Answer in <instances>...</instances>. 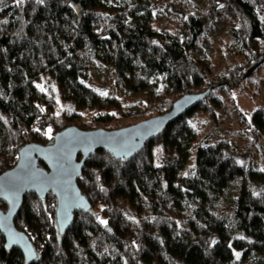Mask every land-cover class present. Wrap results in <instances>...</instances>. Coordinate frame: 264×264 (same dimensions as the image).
Wrapping results in <instances>:
<instances>
[{"label": "trees", "instance_id": "1", "mask_svg": "<svg viewBox=\"0 0 264 264\" xmlns=\"http://www.w3.org/2000/svg\"><path fill=\"white\" fill-rule=\"evenodd\" d=\"M206 1L173 29L156 25L150 0L0 3V173L21 146L49 144L83 112L96 111L89 127L96 128L123 111L116 96L86 84L97 63L112 68L116 86L144 95L145 117L209 89L131 158L114 160L100 149L89 156L77 185L91 208L74 212L63 234L56 197L26 194L14 220L36 257L7 252L0 232V264H264V170L241 161L227 138L199 142L188 119L211 111L210 91L220 84L209 78L211 60L193 56L203 34L218 16L234 15L228 32L241 60L218 73L232 90L264 61V0ZM251 112L242 119L256 140L264 136V103ZM188 160L192 175H181ZM231 182L236 191L227 196Z\"/></svg>", "mask_w": 264, "mask_h": 264}, {"label": "water", "instance_id": "2", "mask_svg": "<svg viewBox=\"0 0 264 264\" xmlns=\"http://www.w3.org/2000/svg\"><path fill=\"white\" fill-rule=\"evenodd\" d=\"M208 93L209 89L182 94L167 111L123 127L80 129L70 124L55 133L49 144L27 142L21 146L15 164L0 173V185L4 186L0 201L6 204L5 209L0 208V232L5 250L17 247L27 262L36 257L32 242L24 231L16 228L14 220L26 194L44 198L52 193L56 197L55 219L57 229L63 234L73 222L74 212L91 208L77 185L89 156L100 149L114 160L131 158L147 141L163 133L168 124L197 106ZM13 184L15 188L10 191Z\"/></svg>", "mask_w": 264, "mask_h": 264}, {"label": "rangeland", "instance_id": "3", "mask_svg": "<svg viewBox=\"0 0 264 264\" xmlns=\"http://www.w3.org/2000/svg\"><path fill=\"white\" fill-rule=\"evenodd\" d=\"M107 6H117L116 0H104ZM153 4V20L161 28H175L180 17L185 16L190 10L207 8L206 0H150ZM234 15H221L214 19L211 27L203 34L198 48L193 52L195 58L207 57L212 62V78L216 84L209 95L211 99L210 110H196L188 117L196 129L198 141H213L227 138L234 145V152L239 159L250 163L256 169L264 170V136L253 140L245 130L246 123L242 115L250 116L251 111L261 102L264 103V61L253 64L252 70L244 74L243 80L238 86L228 90L224 87V81L219 80V74L224 72L232 64L241 60L238 47L234 44L232 36L229 35V28L234 23ZM222 81V82H221ZM88 86H93L100 92L113 94L122 106V114L117 112L115 120L107 123V127H96L114 129L128 124L136 123L140 119H146L144 108L146 100L141 92H130L125 88L114 84L112 68L106 63H97L89 72L86 80ZM204 88V87H203ZM96 111H85L74 124L80 129L89 128L94 123L92 120ZM120 125V126H118ZM155 153L160 155L159 146H155ZM194 152V151H193ZM193 155V154H191ZM155 160V158H154ZM192 162L188 160L182 167L180 174L192 175ZM236 184L231 182L227 186V196L236 191Z\"/></svg>", "mask_w": 264, "mask_h": 264}, {"label": "snow or ice", "instance_id": "4", "mask_svg": "<svg viewBox=\"0 0 264 264\" xmlns=\"http://www.w3.org/2000/svg\"><path fill=\"white\" fill-rule=\"evenodd\" d=\"M3 2V0H0V3H2ZM35 2L37 3V4H40V3H43V0H35ZM24 3V0H16V4L17 5H20V4H23ZM104 94H106V93H102V95H104ZM51 132V129L49 128L48 129V133H50ZM47 134V133H46ZM49 138L51 139V136H49ZM128 153H126V155H127ZM124 157H121V159H123ZM15 188V184H13V185H11L10 186V188H9V190L11 191V190H13ZM4 190V186L3 185H0V192H2ZM101 223H106L105 221H101ZM13 243H15V241H12ZM237 256H239V253H237Z\"/></svg>", "mask_w": 264, "mask_h": 264}]
</instances>
